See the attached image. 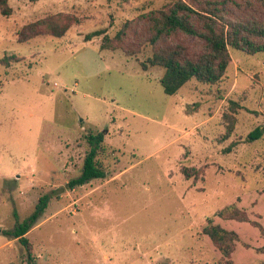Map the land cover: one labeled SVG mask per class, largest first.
<instances>
[{"label": "rangeland", "instance_id": "obj_1", "mask_svg": "<svg viewBox=\"0 0 264 264\" xmlns=\"http://www.w3.org/2000/svg\"><path fill=\"white\" fill-rule=\"evenodd\" d=\"M175 1L9 0L13 13L0 12V264H29L4 231L44 194L48 206L27 233L35 264H223L201 227L238 197L255 229L238 248L253 255L242 264H264V208H253L264 193V133L246 140L264 129V52L231 48L223 80L192 79L171 95L163 68H142L150 47H101L128 20L125 43L136 44L140 16ZM59 12L78 18L65 36L19 41L25 24ZM180 39L200 49L195 37ZM226 113L235 118L229 136ZM91 129H108L117 159H105L106 178L70 189L86 156L79 139Z\"/></svg>", "mask_w": 264, "mask_h": 264}, {"label": "trees", "instance_id": "obj_2", "mask_svg": "<svg viewBox=\"0 0 264 264\" xmlns=\"http://www.w3.org/2000/svg\"><path fill=\"white\" fill-rule=\"evenodd\" d=\"M0 12L4 16L13 13L9 0H0ZM141 18L145 22V28L136 44L125 43L131 24L134 23V20H128L114 37L104 35L101 47H121L128 54L138 53L150 47L151 54L142 62V68L164 69L160 83L167 94H176L192 79L209 85L223 80L231 63V48L249 54L264 52V0H177L166 7L145 12ZM74 21L77 22L78 18L68 13L47 15L25 24L18 32L19 41L28 42L41 35L63 37ZM105 32L104 29L96 30L89 33L86 39L90 40ZM181 35L195 37L200 42V49L193 51L180 39ZM9 58L4 57V60L9 62ZM237 104L232 101V111H237ZM224 116L228 122L226 136H229L234 130L235 118L230 113ZM107 133L108 129H91L81 135L79 140L80 144L86 147V156L81 175L68 181L70 189L109 175L105 159H117L119 150L106 142ZM263 133L264 129L259 126L246 140L259 139ZM235 144L236 142H233L226 147L225 152L232 151ZM184 172L188 178L191 176L187 169H184ZM258 195L257 204L253 208L263 209L264 193ZM49 199L48 194L42 195L35 210L25 220L18 222L13 230L4 231L10 237L18 239L25 248L29 264H35V260L32 254L33 244L27 233L47 208ZM245 206L250 207L242 197H238L235 202L220 209L214 217L208 218L201 227L202 234L216 249L223 264H238L239 260L241 264L244 261L248 263L253 256L249 248L238 252L239 246L249 244L245 231L251 229V232H255L246 210L248 208ZM14 217L18 218L17 211L14 212ZM249 238H255V235H249Z\"/></svg>", "mask_w": 264, "mask_h": 264}]
</instances>
